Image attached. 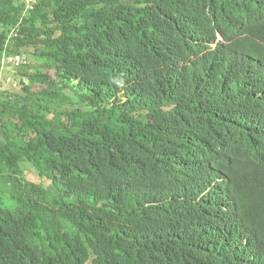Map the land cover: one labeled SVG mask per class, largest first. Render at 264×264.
Here are the masks:
<instances>
[{
    "label": "trees",
    "instance_id": "1",
    "mask_svg": "<svg viewBox=\"0 0 264 264\" xmlns=\"http://www.w3.org/2000/svg\"><path fill=\"white\" fill-rule=\"evenodd\" d=\"M25 1L0 264H264V0Z\"/></svg>",
    "mask_w": 264,
    "mask_h": 264
},
{
    "label": "built area",
    "instance_id": "2",
    "mask_svg": "<svg viewBox=\"0 0 264 264\" xmlns=\"http://www.w3.org/2000/svg\"><path fill=\"white\" fill-rule=\"evenodd\" d=\"M26 11L31 12L33 6L36 4V0H26ZM18 37L17 29L10 33L8 40H12ZM29 65V61L25 55L5 56L3 55L0 61V89L11 88L13 83L12 76L18 71L26 68Z\"/></svg>",
    "mask_w": 264,
    "mask_h": 264
},
{
    "label": "rangeland",
    "instance_id": "3",
    "mask_svg": "<svg viewBox=\"0 0 264 264\" xmlns=\"http://www.w3.org/2000/svg\"><path fill=\"white\" fill-rule=\"evenodd\" d=\"M33 66H34V64H33ZM15 85H16V83L12 85V87H11L12 90L15 89ZM21 169H23L25 171V174H27V176L29 174L28 180H30V181H35L36 180V175H35L34 171L30 170L28 166L23 165L21 167Z\"/></svg>",
    "mask_w": 264,
    "mask_h": 264
}]
</instances>
